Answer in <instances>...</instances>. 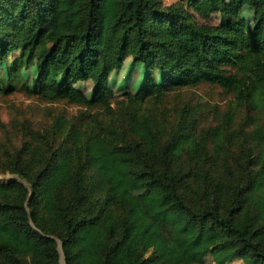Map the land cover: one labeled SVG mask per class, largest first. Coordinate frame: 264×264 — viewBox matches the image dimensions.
<instances>
[{"label":"trees","instance_id":"obj_1","mask_svg":"<svg viewBox=\"0 0 264 264\" xmlns=\"http://www.w3.org/2000/svg\"><path fill=\"white\" fill-rule=\"evenodd\" d=\"M244 6L254 8L253 33L233 31L231 20L200 24L188 9L207 18ZM24 25L33 51L52 44L47 63L66 42L79 80L97 67L109 75L124 53L149 72L121 97L108 89L88 99L72 68L62 88L38 93L88 108L55 112L44 132L3 151L0 166L17 178L0 180V264H59V242L67 264H264V0H0V62L22 47ZM183 35L203 55L190 64L196 77L184 72L171 86L206 81L233 93L216 125L198 126V106H165L156 71L184 53ZM14 89L0 74V93ZM241 107L254 114L233 127ZM104 146L152 191L163 220L107 187L97 162ZM189 228L194 242L216 239L191 253L179 243Z\"/></svg>","mask_w":264,"mask_h":264},{"label":"rangeland","instance_id":"obj_2","mask_svg":"<svg viewBox=\"0 0 264 264\" xmlns=\"http://www.w3.org/2000/svg\"><path fill=\"white\" fill-rule=\"evenodd\" d=\"M178 1L181 0H164V3L171 4ZM188 9L200 24H219L224 20H231L232 29L235 32L242 28L250 30L251 33L254 31L255 13L251 6L231 9L226 7L207 18L200 16L192 8ZM31 34L32 28L24 25L22 27V47L13 51L7 60L0 62L2 83L5 87L16 86V89L8 94L0 93V157L5 149L13 150L20 147L25 140H30L33 130L44 132L55 112L64 110L70 115H76L87 110L88 107L82 104L69 103L66 100L47 101L38 94L42 91H55L62 88L68 68H72V84L82 89L88 99H95L102 91L108 89L114 90L119 97L127 91L137 92L144 87L149 72L145 64L136 62L132 56L124 53L120 65L109 75H100L97 67L89 80H79L74 75L75 64L70 62L65 53L67 51L66 42L47 63L45 55L51 52L52 44L41 46L33 51L28 45ZM182 41L186 45L184 53L178 56L171 55L169 68L156 71L157 84L167 90L165 106L167 108H181L185 105L198 106L196 114L198 126L216 125L223 120V113L227 110L228 103L234 95L220 85L206 81H199L194 86H183L179 89L171 86L184 72L196 77L190 64L203 55L197 51L195 42L188 39L186 35L182 36ZM47 65L51 69L50 75L42 78L40 72ZM114 105L116 106V103ZM90 109L91 111L101 110V106L94 105ZM249 114L252 115L254 112L248 111L246 107L238 109L232 126H240ZM97 162L107 181L108 188L135 196L147 215L159 221L163 220V214L155 195L128 173V162L120 153L109 146H104L97 157ZM15 178H17L16 174L0 166V180L7 181ZM192 233L193 228H189L179 239V243L191 253L216 239L213 234L208 233L199 242H194L190 239ZM59 249V264H67L60 242ZM206 263L213 264L210 258Z\"/></svg>","mask_w":264,"mask_h":264},{"label":"crops","instance_id":"obj_3","mask_svg":"<svg viewBox=\"0 0 264 264\" xmlns=\"http://www.w3.org/2000/svg\"><path fill=\"white\" fill-rule=\"evenodd\" d=\"M213 264H215V263L213 262ZM227 264H245V263L243 262V260H241L239 258H234L230 262H228Z\"/></svg>","mask_w":264,"mask_h":264}]
</instances>
